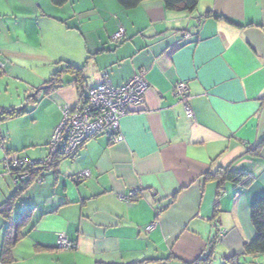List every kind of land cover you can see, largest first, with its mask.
I'll use <instances>...</instances> for the list:
<instances>
[{
    "label": "crops",
    "instance_id": "crops-1",
    "mask_svg": "<svg viewBox=\"0 0 264 264\" xmlns=\"http://www.w3.org/2000/svg\"><path fill=\"white\" fill-rule=\"evenodd\" d=\"M72 6L73 25L58 18L48 25L61 40L26 56H41L34 81L14 73L24 95L0 105L27 102L22 114L0 119V206L17 187L6 159L44 160L61 106L83 102L98 83L118 86L139 73L143 101L120 118L121 140L89 139L13 198L0 213V251L8 228L17 239L0 264H191L210 253L209 264H241L254 236L250 207L264 194V0H198L192 11L166 9L161 0ZM120 27L124 38L114 41ZM4 55L11 57L0 45ZM67 65L82 68L80 75ZM57 72L58 86L48 89ZM179 80L185 101L174 92ZM221 168L251 181L220 186L208 173ZM59 234L73 247H58Z\"/></svg>",
    "mask_w": 264,
    "mask_h": 264
},
{
    "label": "built area",
    "instance_id": "built-area-1",
    "mask_svg": "<svg viewBox=\"0 0 264 264\" xmlns=\"http://www.w3.org/2000/svg\"><path fill=\"white\" fill-rule=\"evenodd\" d=\"M125 32L122 27L112 35L114 41L124 38ZM0 60V70L2 69ZM146 80L142 73L134 74L124 83L114 86L109 82H101L90 88L85 100L74 106H61V119L53 129L47 144L48 155L41 162H29L16 155L6 159V167L11 174L14 183L18 186L28 178V172L19 170L31 163L49 164L53 157L62 156L69 158L75 156L82 146L92 138L105 135L111 141H119L122 135L119 130L120 118L127 114L131 104H140L143 101V93L146 89ZM176 96L185 101L187 84L179 80L174 84ZM184 109L188 118L193 117V112L187 103ZM15 168L16 170L13 171ZM88 175L87 171L80 176ZM135 191V190H134ZM153 224L146 228L151 229ZM57 245L63 249H70L73 243L64 234H59Z\"/></svg>",
    "mask_w": 264,
    "mask_h": 264
},
{
    "label": "rangeland",
    "instance_id": "rangeland-1",
    "mask_svg": "<svg viewBox=\"0 0 264 264\" xmlns=\"http://www.w3.org/2000/svg\"><path fill=\"white\" fill-rule=\"evenodd\" d=\"M40 11L51 17H40ZM72 17V0H68L63 6L53 5L50 0H0V45L11 55V57L0 56L3 64L2 69L5 65H10L7 68L8 71L11 69L7 73L8 76L4 75L5 73L0 76V105H7L17 97V94L24 95L22 80L15 79L14 73L34 81V71L40 63L41 56L36 54V58L33 60H28L26 56L38 53L37 50L41 51V45H44V41L61 40L60 34L51 30L52 26L60 21L51 18L62 19L71 26L73 25ZM37 18H46V23L40 24L37 22ZM49 22L53 23L51 27L48 26L50 25ZM48 76L49 74H46V77ZM44 106L45 103L42 107ZM43 110L45 108H39L36 113L37 125L40 127L47 120ZM46 149L48 153L47 146ZM239 260L241 264H264V254H259L256 257L240 255Z\"/></svg>",
    "mask_w": 264,
    "mask_h": 264
},
{
    "label": "trees",
    "instance_id": "trees-1",
    "mask_svg": "<svg viewBox=\"0 0 264 264\" xmlns=\"http://www.w3.org/2000/svg\"><path fill=\"white\" fill-rule=\"evenodd\" d=\"M53 5L61 6L64 3H66L68 0H50ZM120 5H122L125 8H132L136 5H138L143 0H117ZM164 7L166 9L170 10H177V11H192L196 8L198 4V0H161ZM65 70L70 71L76 75H80L82 68H78L72 65H67L65 67ZM61 72L54 73L47 81L46 85L48 86V89L55 88L58 86L59 77ZM35 99V98H34ZM25 111V107L21 110H16L15 108L10 109H3L0 111V119H6L12 116L20 115ZM61 158L62 156H55L53 157V161L49 164H42V163H31L28 164L26 167H21L19 170H25L28 172V178L23 180L15 189L14 194L11 196V198L5 203L2 204L0 207V213L6 215L9 211V208L11 206V201L13 198H17L19 195V192L28 185L31 181L36 180L41 173L54 166ZM13 171H15V168H11ZM210 176L218 177L219 178V184H221L224 181H232L237 182L242 185H248L251 181L249 176L242 172H237L234 170H231L229 168H221L218 169L214 174H209ZM250 222L252 225V228L254 230V236L249 241L245 242L243 244V254L256 256L259 254H264V194L261 195L258 199H256L251 207H250ZM7 229L4 239L2 241L1 245V251H0V262H4L7 260V257L9 256L10 249L14 243V241L17 239V236L12 234ZM211 254V253H210ZM206 254L205 257L203 256L202 259L196 260L195 262L191 264H209L211 261V255ZM231 264H238L237 261H233L232 258L228 259ZM237 260V259H236Z\"/></svg>",
    "mask_w": 264,
    "mask_h": 264
},
{
    "label": "water",
    "instance_id": "water-1",
    "mask_svg": "<svg viewBox=\"0 0 264 264\" xmlns=\"http://www.w3.org/2000/svg\"><path fill=\"white\" fill-rule=\"evenodd\" d=\"M44 87H45V86H42V88H44ZM37 91H38V90L34 91V92L32 93V96H34V95L37 93ZM26 105H27V102L24 103V104H22V105H20V106H18V107H16L15 109H16V110H21V109H23L24 107H26Z\"/></svg>",
    "mask_w": 264,
    "mask_h": 264
}]
</instances>
